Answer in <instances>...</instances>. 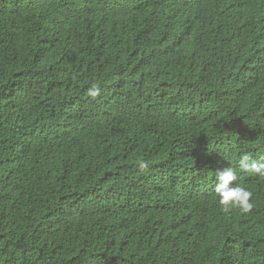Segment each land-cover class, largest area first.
I'll use <instances>...</instances> for the list:
<instances>
[{
	"label": "trees",
	"instance_id": "obj_1",
	"mask_svg": "<svg viewBox=\"0 0 264 264\" xmlns=\"http://www.w3.org/2000/svg\"><path fill=\"white\" fill-rule=\"evenodd\" d=\"M245 154L264 0H0V264H264ZM228 166L249 213L219 204Z\"/></svg>",
	"mask_w": 264,
	"mask_h": 264
},
{
	"label": "clouds",
	"instance_id": "obj_2",
	"mask_svg": "<svg viewBox=\"0 0 264 264\" xmlns=\"http://www.w3.org/2000/svg\"><path fill=\"white\" fill-rule=\"evenodd\" d=\"M100 94V89L93 85L88 89V95L95 98ZM138 167L144 170L148 163L144 160L138 161ZM239 167L247 173H251L264 179V157L253 159L245 154L239 160ZM237 172L232 166L217 170L215 185V194L219 198V204L224 212H230L233 209H239L243 213H249L253 208L251 202L252 192L239 184H233L237 181Z\"/></svg>",
	"mask_w": 264,
	"mask_h": 264
}]
</instances>
